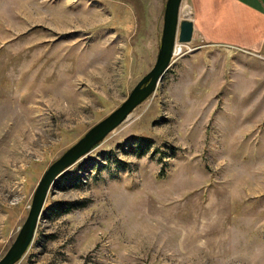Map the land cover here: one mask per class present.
<instances>
[{
  "label": "rangeland",
  "instance_id": "374dc122",
  "mask_svg": "<svg viewBox=\"0 0 264 264\" xmlns=\"http://www.w3.org/2000/svg\"><path fill=\"white\" fill-rule=\"evenodd\" d=\"M162 5L0 0V258L45 169L154 65ZM182 48L54 181L15 264H264V57Z\"/></svg>",
  "mask_w": 264,
  "mask_h": 264
},
{
  "label": "water",
  "instance_id": "95a60500",
  "mask_svg": "<svg viewBox=\"0 0 264 264\" xmlns=\"http://www.w3.org/2000/svg\"><path fill=\"white\" fill-rule=\"evenodd\" d=\"M181 3L182 0H166L165 2L160 43L152 68L135 84L126 99L116 109L90 127L82 137L45 169L34 189L26 218L13 242L0 258V264H15L27 251L33 240L47 194L54 181L67 168L96 147L156 90L173 60L175 42L191 41L194 31L193 21L188 17L180 18Z\"/></svg>",
  "mask_w": 264,
  "mask_h": 264
},
{
  "label": "crops",
  "instance_id": "0c3cea01",
  "mask_svg": "<svg viewBox=\"0 0 264 264\" xmlns=\"http://www.w3.org/2000/svg\"><path fill=\"white\" fill-rule=\"evenodd\" d=\"M185 1L197 39L264 57V0Z\"/></svg>",
  "mask_w": 264,
  "mask_h": 264
},
{
  "label": "built area",
  "instance_id": "2783aa9c",
  "mask_svg": "<svg viewBox=\"0 0 264 264\" xmlns=\"http://www.w3.org/2000/svg\"><path fill=\"white\" fill-rule=\"evenodd\" d=\"M186 16V15H185ZM189 18V17H188ZM188 43V42H187ZM183 46L186 47V43H179V42H175L174 44V47H173V58L176 56V55H179L183 52ZM186 50V49H185Z\"/></svg>",
  "mask_w": 264,
  "mask_h": 264
},
{
  "label": "trees",
  "instance_id": "16d2710c",
  "mask_svg": "<svg viewBox=\"0 0 264 264\" xmlns=\"http://www.w3.org/2000/svg\"><path fill=\"white\" fill-rule=\"evenodd\" d=\"M145 142V140H141V142H139V148H140V150L142 149V144ZM57 208H59V207H57ZM49 208H47L46 207V209L45 210H48ZM69 209V208H68Z\"/></svg>",
  "mask_w": 264,
  "mask_h": 264
}]
</instances>
